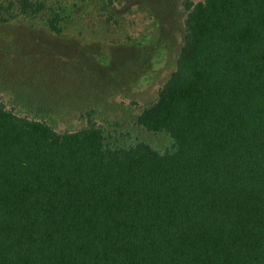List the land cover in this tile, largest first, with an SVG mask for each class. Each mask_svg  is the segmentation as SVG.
Listing matches in <instances>:
<instances>
[{
  "label": "trees",
  "instance_id": "obj_1",
  "mask_svg": "<svg viewBox=\"0 0 264 264\" xmlns=\"http://www.w3.org/2000/svg\"><path fill=\"white\" fill-rule=\"evenodd\" d=\"M186 5L177 67L137 117L162 144L0 101V264H264V0Z\"/></svg>",
  "mask_w": 264,
  "mask_h": 264
},
{
  "label": "rangeland",
  "instance_id": "obj_2",
  "mask_svg": "<svg viewBox=\"0 0 264 264\" xmlns=\"http://www.w3.org/2000/svg\"><path fill=\"white\" fill-rule=\"evenodd\" d=\"M33 1L36 14L0 0V101L59 131L94 120L114 144H162L137 117L177 67L188 0ZM54 11L62 33L48 25Z\"/></svg>",
  "mask_w": 264,
  "mask_h": 264
}]
</instances>
